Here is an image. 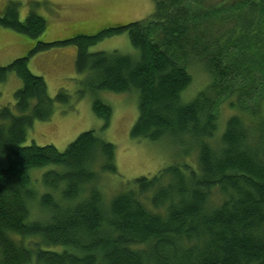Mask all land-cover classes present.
<instances>
[{
	"label": "trees",
	"instance_id": "trees-1",
	"mask_svg": "<svg viewBox=\"0 0 264 264\" xmlns=\"http://www.w3.org/2000/svg\"><path fill=\"white\" fill-rule=\"evenodd\" d=\"M144 20L94 36L46 43L45 20L21 21L8 2L0 27L34 42L27 55L0 66V84L21 82L14 107H0V264H264V0H153ZM126 32L137 57L90 53L103 38ZM41 40H40V39ZM73 45L75 71L87 92L137 93L133 139L152 142L184 134L198 149L197 170L173 164L129 182L104 202L100 174L116 173L115 147L94 131L62 152L24 145L35 121L51 118L54 104L30 58ZM200 68L209 83L191 100L183 94ZM238 114L212 139L218 109ZM92 112L108 127L111 108L98 98ZM44 172L38 189L31 170Z\"/></svg>",
	"mask_w": 264,
	"mask_h": 264
},
{
	"label": "rangeland",
	"instance_id": "rangeland-1",
	"mask_svg": "<svg viewBox=\"0 0 264 264\" xmlns=\"http://www.w3.org/2000/svg\"><path fill=\"white\" fill-rule=\"evenodd\" d=\"M8 2L18 5L19 18L23 21L34 13L45 20L46 28L41 39L46 42H60L74 36H94L102 30L138 22L149 17L154 11L153 0H0V16ZM40 39V38H39ZM40 39V40H41ZM34 42L27 36L0 27V66H6L24 52ZM90 53L117 52L121 55L138 56L131 46L126 32L96 41L88 49ZM76 49L73 45L53 47L30 58L29 70L44 78L48 95L54 98L59 91H65L70 100L67 105L54 104V112L47 121H35L27 131L24 145H53L58 151L65 150L81 133L94 131L100 138L115 147L116 173L100 174L99 189L104 202L126 189L135 178L152 177L159 170L173 164H187L197 170L198 149L184 134L164 138L158 142L147 139H133L130 131L137 119V93H113L109 91L87 92L78 99L86 74L75 71ZM192 84L183 94L184 102L191 100L209 83V76L200 68L191 70ZM21 87L20 80L10 73L0 84V107H14V93ZM98 98L111 108L108 127L92 112V102ZM238 114L222 103L218 109L217 131L207 140L212 148H217L225 123L232 115ZM3 160L0 154V164ZM59 166H44L31 170L33 186L38 189L41 175Z\"/></svg>",
	"mask_w": 264,
	"mask_h": 264
},
{
	"label": "crops",
	"instance_id": "crops-1",
	"mask_svg": "<svg viewBox=\"0 0 264 264\" xmlns=\"http://www.w3.org/2000/svg\"><path fill=\"white\" fill-rule=\"evenodd\" d=\"M32 42H29V45H28V47L26 48V49H24V52H28L29 50H30V48L32 47Z\"/></svg>",
	"mask_w": 264,
	"mask_h": 264
}]
</instances>
